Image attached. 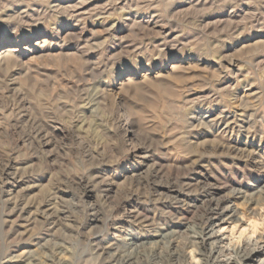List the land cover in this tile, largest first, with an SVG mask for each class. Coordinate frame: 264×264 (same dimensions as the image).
<instances>
[{
    "label": "rangeland",
    "instance_id": "1",
    "mask_svg": "<svg viewBox=\"0 0 264 264\" xmlns=\"http://www.w3.org/2000/svg\"><path fill=\"white\" fill-rule=\"evenodd\" d=\"M6 47L0 264H214L216 205L264 218V0H0Z\"/></svg>",
    "mask_w": 264,
    "mask_h": 264
},
{
    "label": "bare ground",
    "instance_id": "2",
    "mask_svg": "<svg viewBox=\"0 0 264 264\" xmlns=\"http://www.w3.org/2000/svg\"><path fill=\"white\" fill-rule=\"evenodd\" d=\"M43 41H36L34 44V47H39L42 48L43 46ZM19 51L15 47H6L0 50V59H4L5 57H10ZM182 68V66L179 63H175L171 65V70H176L179 68ZM147 74H144L142 77H145ZM134 82V77L133 76H126L121 80V82L118 84L119 86L123 85H128L130 83ZM142 157H139L140 159L144 161H149L150 156L147 155L148 153H144ZM14 184V183H13ZM90 191V190H89ZM89 193V192H87ZM221 205V204H220ZM220 205H216L215 209L212 211V214L207 222V224L203 227L200 236L198 237V242L195 243L196 246H198V253L195 256H192L191 262L192 261H197V256L200 255H206L208 259L212 260L214 264H261L260 261H264V249L262 248V244L264 243V237L261 235H257L256 237H252L249 239L251 236V232H247L244 235L245 240L241 241L242 238H240L239 235V244L233 245L237 246L233 249L235 251L236 257H234L232 260L227 259L226 261L219 260L218 256L220 255L221 251L223 248L228 244L224 245L223 247V239H221L218 233H222L226 228L220 227V225H224L227 223L229 220L232 219L230 223V232L231 234L234 233L233 229L235 231H239L240 229H243L245 227L249 226L250 221H256L259 222L262 219V216L257 214L254 209H250L248 214L241 213L239 216L236 215L229 208V206H223L221 207ZM213 209V208H212ZM261 212V211H260ZM228 213H231L228 215ZM223 215H227V219H221ZM97 222V221H96ZM248 223V225L246 224ZM218 231H217V229ZM216 229V230H215ZM240 234V232H239ZM244 242V243H243ZM243 245H240L242 244ZM189 253V252H188ZM263 253V254H261ZM218 254V256H217ZM191 255V252L190 254ZM221 257V256H220ZM256 259V260H255ZM258 259V260H257Z\"/></svg>",
    "mask_w": 264,
    "mask_h": 264
},
{
    "label": "clouds",
    "instance_id": "3",
    "mask_svg": "<svg viewBox=\"0 0 264 264\" xmlns=\"http://www.w3.org/2000/svg\"><path fill=\"white\" fill-rule=\"evenodd\" d=\"M133 27H135V24L133 25ZM261 229H264V218H262L259 222L250 221L248 227L240 230V238H243L245 233L251 232V236L249 237V239H251L252 237L256 236L258 234V230ZM233 231L235 232V229H233ZM259 234L264 236V231H261ZM233 238L237 239L236 237ZM261 264H264V261H261Z\"/></svg>",
    "mask_w": 264,
    "mask_h": 264
}]
</instances>
